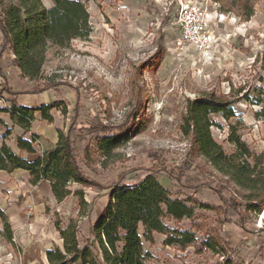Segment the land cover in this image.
I'll return each mask as SVG.
<instances>
[{
	"label": "rangeland",
	"instance_id": "1",
	"mask_svg": "<svg viewBox=\"0 0 264 264\" xmlns=\"http://www.w3.org/2000/svg\"><path fill=\"white\" fill-rule=\"evenodd\" d=\"M79 1L86 4L90 33L71 40L65 49L48 48L38 81L19 74L21 84L15 80L12 85L28 91L48 80L60 84L48 91L54 96L50 103L63 102L66 112L62 107L52 109V124L64 133L77 110L74 149L82 172L97 186H69L72 192L82 193L84 205L75 195L55 203L44 181L34 188L19 177L12 188L11 180L0 178V197L6 201L13 233L12 242H7L0 221V264H48L46 251L62 250L55 221L60 227L74 221L79 247L90 245L91 226L109 201L108 187L117 181L137 184L150 169H159L153 175L172 197L193 207L192 218L179 225L192 228L197 237L216 233L222 243L216 253L204 250L197 255L192 247L165 252L161 235L154 234L150 245L139 227L143 249L153 256L150 264H225L227 257L232 264H264V232L259 231L264 227V210L260 215L245 210L243 192L192 147V127L184 122L189 103L213 93L234 117H205L213 124L209 127L212 140L227 156L250 163L262 157L264 163V0H253L248 19L240 16L238 8H231V0H215L224 17L212 23L217 43L206 55L178 43L172 7L164 9L160 0ZM43 4L52 6L50 0ZM1 38L0 34V49ZM6 101H0V106H8ZM7 131L4 127L3 140ZM120 133L127 134L128 140L103 157L97 140ZM231 133L252 158L239 156L237 147L227 141ZM34 147L42 153L54 146L39 140ZM261 167L264 164L257 171ZM168 172L180 182L170 179ZM203 184L210 188H195ZM215 190L236 199L241 221L237 212L222 206ZM25 200L31 205L25 206ZM199 203L215 210H204Z\"/></svg>",
	"mask_w": 264,
	"mask_h": 264
},
{
	"label": "trees",
	"instance_id": "2",
	"mask_svg": "<svg viewBox=\"0 0 264 264\" xmlns=\"http://www.w3.org/2000/svg\"><path fill=\"white\" fill-rule=\"evenodd\" d=\"M52 6L46 7L43 0H0V34L2 36L0 49V101L2 94L8 95H41L60 86L59 83L47 81L36 85L28 91L15 92L8 86L5 72L1 66V59L7 49L12 56V65L22 78L34 82L42 75V68L48 48L65 49L71 40L86 37L90 33L88 24V11L86 4L79 0H50ZM231 8L242 11L240 16L248 19L252 15L253 0H231ZM8 106H0V114H8L14 125L23 131L29 132L35 120V114L47 124L53 123L50 111L66 107L63 102H53L38 107H24L14 101H6ZM189 114L184 122L192 129L189 131L190 141L200 156L218 170L226 181L234 185L243 193L245 210L260 215L264 210V167L257 171L262 163V157L240 161L235 155L227 156L220 146L212 140L209 133V124L205 117L208 114H220L225 120L234 117L231 110L216 98L213 93H207L189 103ZM64 133L57 131L58 140L55 146L43 151L34 161H27L14 153L5 143L0 146V171L11 173L14 170H24L29 174V182L36 186L40 182H48L51 194L57 203H61L70 195H75L81 205H84L82 193L72 192L71 184L83 187L97 186V183L88 178L78 164V157L74 149L76 132V114ZM1 122V121H0ZM10 134L8 130L6 136ZM128 140L127 134L103 136L97 140V150L108 158L113 151L119 149ZM39 136L31 134L30 140L22 136L16 138L17 148L26 154H36L34 147ZM227 141L237 147L239 156L248 160L252 155L240 143L238 137L231 135ZM159 169H150L149 175L134 185H124L117 181L108 187L109 201L100 215L91 226L93 236L90 245L80 248L77 240V225L70 221L65 227L55 224V228L62 240V250L56 248L45 253L48 264H150L153 258L149 251L142 246L139 227L144 230V238L154 244V234L163 237L162 246L179 252H185L192 247L199 255L204 250L216 253L222 243L216 233H206L204 237H197L192 228H184L179 224L193 215V207L189 201L172 197L170 191L161 185L153 174ZM167 176L180 182L178 176L168 172ZM195 188H210L208 185H198ZM222 206L237 212L242 220V212L236 205L232 196L225 197L221 190H215ZM195 203L197 201H194ZM204 210H215V207L199 203ZM0 221L2 223L3 237L11 243L13 233L10 228L8 216L0 208ZM173 221V226L168 222ZM228 223V220H225ZM200 228L199 224H194ZM239 227L245 230L244 224ZM200 230V229H199ZM264 232V227L259 230ZM225 264H232L230 257L225 258Z\"/></svg>",
	"mask_w": 264,
	"mask_h": 264
},
{
	"label": "crops",
	"instance_id": "3",
	"mask_svg": "<svg viewBox=\"0 0 264 264\" xmlns=\"http://www.w3.org/2000/svg\"><path fill=\"white\" fill-rule=\"evenodd\" d=\"M2 40V38H1ZM11 60H12V56L8 53V52H4L2 55V59H1V66L5 72L6 78H7V83L8 86L11 88L12 91L15 92H21L24 89H20V88H15L12 83L15 82V80H18V82L21 84V78L19 77V72L13 67L11 66ZM25 80V79H24ZM2 83V79L0 78V84ZM52 93L49 92H45L41 95H17V96H12V95H8L6 93H3L2 96L9 101H14L17 105H21L24 107H38L41 105H47L49 104L51 101H53L54 96L51 95ZM0 146L2 145V143L4 142L14 153L22 156L24 159H26L27 161L31 162L36 160L38 157L41 156V152H37L36 154H26L24 152H21L18 148H17V144H16V137L17 136H22L24 139L26 140H30L31 134H36L39 136V140H43L45 143L51 145V146H55L57 140H58V134L57 131H61L62 129L54 126L53 124H47L46 121L41 120L40 118H38L35 115V120L33 121L32 125H31V129L29 132H25L23 131L20 127L16 126L13 124V122L10 119V116L8 114H0ZM4 127L7 128L8 130H11V134L9 136L6 137V140H3V130ZM19 177H25L27 180H29V174L28 172L24 171V170H14L11 173H7L4 171H0V178L2 179H6V180H11V182L9 183V186H11L13 188V186L15 185V179L19 178ZM21 183V181H20ZM48 185L49 183L46 182ZM39 185V184H37ZM33 186L34 188L37 187ZM50 189V187H49ZM51 192V191H50ZM52 195V194H51ZM52 200H54L55 203H57L55 201V199L52 196ZM25 206H30L31 203L28 200L24 201ZM6 201L0 197V208L2 210L5 211L6 213ZM8 216V213H6ZM9 219V217H8ZM163 240V239H162ZM162 243V241H161ZM164 247V246H163ZM166 250H171L174 251L173 249L169 248V247H165L164 251L166 252Z\"/></svg>",
	"mask_w": 264,
	"mask_h": 264
},
{
	"label": "built area",
	"instance_id": "4",
	"mask_svg": "<svg viewBox=\"0 0 264 264\" xmlns=\"http://www.w3.org/2000/svg\"><path fill=\"white\" fill-rule=\"evenodd\" d=\"M164 9L172 7V18L178 33V43L192 48L200 55L215 49L217 43L212 29L214 20L224 17L215 0H160ZM36 141L35 144H38Z\"/></svg>",
	"mask_w": 264,
	"mask_h": 264
}]
</instances>
